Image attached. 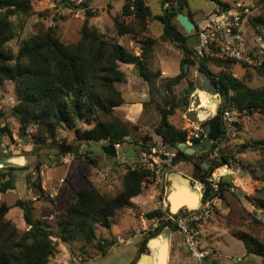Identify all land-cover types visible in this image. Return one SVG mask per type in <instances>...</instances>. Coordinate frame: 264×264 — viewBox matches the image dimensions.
Masks as SVG:
<instances>
[{
    "label": "trees",
    "instance_id": "obj_1",
    "mask_svg": "<svg viewBox=\"0 0 264 264\" xmlns=\"http://www.w3.org/2000/svg\"><path fill=\"white\" fill-rule=\"evenodd\" d=\"M215 1L219 8H230L228 3ZM66 8L85 10L84 21L80 29V38L71 43H64L58 37L53 27L43 24L37 26L36 33L25 39L15 52L9 42L17 34L18 27L14 19L25 20L34 12L32 0H0V86L5 81H12L16 85L18 102L14 106L15 117L20 124V137L31 136L34 144L39 147L50 145L56 138L58 129L74 131L79 142H85V152L74 145L59 152V156L74 153L77 157H85L98 166L96 159L91 157L95 152L90 146L126 144L127 138L132 136L135 129L133 123L122 119L116 113V108L125 103L122 91L118 87L125 82L126 73L122 64H134L139 76L149 85L150 100L156 98V91L160 86L171 91L180 84L189 74L185 64L197 67L199 71L207 73L217 84L218 92L223 99L222 107H232L239 112L253 114L260 112L264 115V87L252 88L245 80L235 77L230 72L221 71L213 74L203 62H198L194 49L187 43L188 34L180 28L176 16L183 9V2L178 6L170 5L162 14L154 15L145 0H127L120 15L112 16L116 35L111 36L102 32L96 25L90 23L95 14L90 11L86 0L76 4L74 0H58ZM134 5L136 13L131 11ZM23 19V20H22ZM252 21L254 27L264 26V13ZM160 21L163 32L160 39L171 44L182 55L181 71L175 77H166L160 80V73L151 68L152 56L155 51L156 39L143 37L141 40L140 55L119 42V37L143 35L148 31L150 21ZM23 26V22L20 24ZM236 61L226 63L230 68ZM257 74L264 77V67L255 68ZM160 85V86H159ZM147 103H144L146 106ZM183 106L182 100L172 105L159 108L160 121L154 128L155 135L161 136L171 146L187 140L186 130L180 129L169 121L176 109ZM82 121L89 128L82 129L78 122ZM208 121L203 125L207 126ZM34 125L33 134L28 129ZM221 125V124H220ZM33 127V126H32ZM221 128V127H220ZM222 134V130L217 140ZM3 133L0 129V143ZM150 142H152L150 140ZM198 140L196 141V143ZM137 146L146 148L149 141L137 139ZM216 144L213 148H216ZM179 150V149H178ZM210 150V152H212ZM196 156V157H195ZM200 155H187L185 161H190L201 174L198 177L205 183L206 177L215 168L222 164H230V156L224 152L214 160L209 168H204L198 162ZM203 158V157H202ZM40 162L35 170L40 172ZM5 169L14 170L12 166L4 165ZM0 171V192L6 193L16 188V177L12 173ZM151 172L143 169L129 171L122 179V189L114 195L100 191L95 186L75 189L74 201L58 211L59 232L55 235L50 220L45 216L56 214L51 210L46 214H36V203L47 198L49 194L39 181L35 184L27 177L30 189L39 196L36 200L19 198L14 205L6 202L0 204V264H49L50 259L58 252L60 240L73 252L72 244L80 239L84 244L96 243L100 253H106L113 242L103 243L96 238V225L111 228L117 216L132 207V199L140 195L143 185L151 181ZM231 183L224 181L221 184V198L223 202L226 186ZM33 186V187H32ZM206 188L204 198L209 197ZM53 202V201H52ZM255 207L264 211V177L262 185L255 189V196L250 198ZM54 203V202H53ZM17 207L23 212L26 225L24 231L6 218L10 209ZM158 209L147 213V217L158 215ZM248 254L261 257L264 261V243L258 239L247 240L242 238ZM146 241H142L139 251L146 248Z\"/></svg>",
    "mask_w": 264,
    "mask_h": 264
},
{
    "label": "rangeland",
    "instance_id": "obj_2",
    "mask_svg": "<svg viewBox=\"0 0 264 264\" xmlns=\"http://www.w3.org/2000/svg\"><path fill=\"white\" fill-rule=\"evenodd\" d=\"M86 1L88 4L98 7L99 11H102V7L105 6L108 0ZM226 1L232 4L249 2V0ZM32 2L34 5V12L32 15L25 18V20L22 19L23 21L14 19L18 29L14 39L9 42V46L12 50L16 52L23 40L36 33L37 26L40 24L46 27H53L60 40L64 43L75 42L80 38V29L85 17V14L84 16L82 15L83 12H81L79 17H76L74 12L77 10L70 9L69 11V8L61 5L58 0H32ZM111 2L116 6L119 3L114 0H111ZM189 2L193 8H200L203 6L204 2L207 3L208 1L189 0ZM256 2L262 3L261 9L250 17L249 27L247 28L245 26V32L248 33L250 40L253 39L251 28L254 26L252 21H255L254 18L264 13V0H256ZM153 8L156 12H161L158 2H153ZM90 11L94 14H98V11ZM22 22L23 26H20ZM91 22L97 24L98 20L93 17ZM160 25L159 22H154L152 24L153 36L157 37L159 35ZM179 26L183 29L180 24ZM260 27L264 28V26L254 28L257 29ZM103 31L106 32V29L104 28ZM126 44L127 43H125V45ZM165 44L171 46L169 43L165 42ZM127 47L135 51L132 47ZM173 51L177 52L176 50ZM211 70L220 72L217 68H211ZM187 71L189 73L187 77L183 79L180 84L172 88L171 91L164 90L162 86H160L159 89L161 91H159V89L157 90L154 100L149 101L150 96L148 92L146 98L140 97L141 100H144V118L138 123H133L135 129L130 137L131 143L127 142L124 144L119 153L125 156L134 154L135 152L132 145H137V139H144L146 142L149 141L150 143V140L155 134L154 128L160 121L157 120V117H160L159 108L172 105L180 99L182 100L183 106L176 109L173 115L170 116L174 125L187 131L192 128V125L199 124L201 128L208 130V126H204L203 122L208 121L215 112H218L222 106L223 99L220 94H213L202 87V79L196 66H188ZM229 71L235 77L245 80L246 84L252 88L264 87V77L259 76L255 68L242 63H236L231 66ZM125 82H123V84ZM118 87L122 88V83H120ZM161 92H164L163 96H161ZM123 93L125 97H128L127 92L123 91ZM207 93L210 94L211 97L207 102H204V95ZM17 102L18 97L15 83L12 81H5L0 86V129L3 133L0 143V161L21 158L23 160V165L13 164L11 166L15 169L11 171L0 165V171L3 170L2 172L12 173L16 177V188L14 190H9L6 193L0 192V204L6 202L8 205L13 206L15 201L19 198L24 200L30 199L32 194L30 192V186L27 183L28 176H30V181H34L35 184H38L40 181L42 185V179L48 182V180H51V178H49L50 172H54L53 177L55 181H53L54 179L52 178L51 184L55 183V187H57V183H59V177H64L66 181L63 183V186L59 188L54 198L48 196L47 198L41 199V202L36 203V214H46L54 209L57 211L56 214H53L51 219L47 218L51 221L53 231L55 235H57L59 232V227L57 225V216H59L58 211L60 208L67 207L68 203L74 197L75 189L95 186L102 192L114 195L123 187L121 181L124 177V173L122 169L116 168V166H119L118 160H107L103 154L97 152L91 155V157L97 160L98 166L91 163L85 157L75 156L74 153L58 157V155H60L59 152L68 148L66 146L68 144L80 148V152H85L88 147L85 142L81 143L76 140L74 131L72 130L58 129L56 138L49 143L50 145L45 147H39L34 144L30 135L20 137V124L14 112V106ZM144 103H147L146 106H144ZM207 110L211 113L210 116L202 118L201 121L195 118V115H199L200 111L207 113ZM116 113L122 119L129 121L121 110L116 108ZM244 115L245 117L242 119V123L237 126L231 137L223 141L222 147L218 152L212 150L209 155L196 160L202 162V164L205 163L204 168L207 169L212 164V160L221 156L223 152L225 155L230 156V164L225 165L231 173L224 179L228 183L230 182L231 185H227V190L223 192L225 200L218 209H215L211 217L208 218L200 228L202 231L203 243L213 247L216 251L215 255L212 257V262L215 264H264L261 257L247 253L245 243L242 239L251 240L255 238L264 243V211L255 207L254 204L250 202V198L255 196V189L262 185V178L264 177V115L260 112H255L253 114L245 113ZM78 125L82 129L90 127V125L82 121H79ZM32 126L28 129L30 134H33L36 127L34 125ZM94 144L95 143H92V145ZM96 144L100 145L102 141ZM194 155H200V151ZM39 162L41 163L40 172L35 170V166ZM187 165H192L193 174H196V168L190 161H184L174 166L172 170L183 168ZM96 167L102 169L113 168L116 173L115 180H118V183L112 186H110L111 184L103 185L98 183L95 178ZM198 171L200 170L198 169ZM170 173L171 172H169V174ZM176 177L181 178L182 176L176 171H173L171 177L173 185L176 181ZM190 177V185L194 188L196 186V180L192 178V176ZM150 184H152V181H149L147 186ZM46 185L48 187V183ZM168 186L170 191L171 181L168 182ZM49 187L53 190L55 189L54 186ZM231 187L234 188L233 191L229 190ZM34 189L33 187V192ZM192 191L195 193L196 189ZM156 203H158V194H156ZM153 206H155L153 201L146 205L148 208ZM19 212L20 209L14 207V210L8 213L6 218L11 220L22 232L25 230L26 225H24V220L20 217ZM134 213H138L136 208H134ZM131 226L134 228L133 230L139 229L137 218L128 211V213L121 215L109 229L96 225V238L97 240H105L107 238L102 237V234L105 235L109 233H113L115 237L118 235L124 238L129 237L131 235L126 234L125 231L131 229ZM165 231L167 230L159 232L150 240L142 239L141 236H138L133 239L132 244L115 245L110 252L106 254H101L98 250L95 253L93 250L94 246L91 244H84V241L80 239L73 242V252H71L68 246L59 240L58 252L50 259L49 264H132L135 261L134 264H139L141 257H143L142 255L147 256L151 254L152 246H156L154 245L155 240L157 241ZM167 235L169 238L168 231ZM171 236L177 250V256L171 259V264H197V261L190 255L186 248L182 233L171 229ZM142 240L146 241L147 245L144 251L140 253L139 248ZM168 248L166 264L168 263ZM172 253L175 254L174 251ZM149 258L150 256L146 258V261Z\"/></svg>",
    "mask_w": 264,
    "mask_h": 264
},
{
    "label": "built area",
    "instance_id": "obj_3",
    "mask_svg": "<svg viewBox=\"0 0 264 264\" xmlns=\"http://www.w3.org/2000/svg\"><path fill=\"white\" fill-rule=\"evenodd\" d=\"M74 1L79 4L82 0ZM178 2L179 0H166L165 8L170 5L178 6ZM261 4V2H255L252 4H236L227 9L219 8L207 18V22L203 26H197L195 33L197 45L193 47L197 61L203 62L213 74H219L221 71L228 72L231 67L227 68L226 63L231 61L252 68L264 67V28L255 29L251 25L252 40L245 32V26L250 23V17L261 9ZM130 9L134 14L136 13L134 5ZM90 10L93 11L92 8ZM83 11L85 10H77L74 14L79 17ZM211 68H217L220 72H214ZM215 114H218L221 118L220 132L222 130L221 136L214 143L217 147L213 150L218 152L223 141L231 137L237 126L242 123L245 113L232 107H222ZM187 132L188 137L185 143L188 146H193L197 140L201 142L207 137V129L204 130L199 124L192 125V128L188 129ZM127 141L131 143L130 138H127ZM114 147L116 149L114 159L119 162V166H116V168L122 169L124 175L129 171L140 168L150 171L152 174L151 181L157 190V209L160 213L152 217L139 216L143 239L150 240L164 230H177L184 236L186 248L197 261V264H215L212 262V257L216 251L213 247L203 243L200 228L211 217L215 209L223 204V199L220 196L221 184L225 181L224 178L231 173L228 167L225 164L215 167L206 177L205 183L195 181L196 185L203 188L200 194V204L197 207H186L171 211L168 186L169 170L174 167L172 166V160L178 153V148L171 146L158 135L146 148L139 146L140 149L134 156H125L119 153L122 149L120 143L115 144ZM218 159H220L219 156ZM95 178L98 183L111 184L116 178V173L113 168H98ZM64 182V178L60 179L57 189L61 188ZM204 186L209 189V197L206 199L204 198V195H206ZM229 190L233 191L234 188L231 187ZM55 195V193H49L50 198H54ZM133 238V235L126 238L117 236L107 238L102 242L131 244Z\"/></svg>",
    "mask_w": 264,
    "mask_h": 264
},
{
    "label": "crops",
    "instance_id": "obj_4",
    "mask_svg": "<svg viewBox=\"0 0 264 264\" xmlns=\"http://www.w3.org/2000/svg\"><path fill=\"white\" fill-rule=\"evenodd\" d=\"M114 1H118L119 2L117 6L114 5L111 2V0L110 1L108 0L106 2L105 6L102 7V11H99V8L98 7H96L94 5L88 4V7L89 8H92L93 11H98V14L96 13L93 16L94 18H97L98 23L95 24V23H92L91 22V19L93 17L90 18V23L96 25L102 32H104V33H106L108 35H111V36L116 35L115 27L113 25L112 16H116V15H120L121 14L122 7L126 3L127 0H114ZM165 1L166 0H145L146 5L151 8V11H152V13L154 15H160V14H162V12L165 9ZM207 1H208L207 3L204 2V4H203L202 7H200V8H193L191 6L189 0H182V2H183V9H182L181 13H184V14L189 15V17L195 22V24L197 26H203L207 22V18L212 13H214L217 10H219V6H218V4L215 1H213V0H207ZM220 1H222L224 3H228L230 6L236 5V4L230 3L229 1H226V0H220ZM153 2H158L159 3L160 8H161V12H156L154 10V8H153ZM255 2H256V0H249V2L237 3V4H249V3L252 4V3H255ZM69 11H70V9H69ZM78 11H80V10H78ZM82 15L84 16V14H82ZM154 22H159L161 24L160 25L161 28L159 30L160 33H159V35L157 37H155V36L152 35V24ZM246 27L248 28L249 25H246ZM104 28L106 29V32L103 31ZM110 32H112V33H110ZM162 32H163V24L160 21L153 20V21H150L149 22L148 31L146 33H144L143 35H138V36L126 35V36L119 37V42L121 44H123V45H125V43H127L128 45L126 44L125 46L132 47L135 50L134 52H135L136 55H140V52H141V49H140V41H141V39L143 37H152V38L156 39L155 51H154L153 56H152V62H153L152 64L153 65L151 64V68H152L153 71H157V72L160 73V78L158 79L157 84H160V80H162V79H164L166 77L172 78V77L177 76L180 73V71H181V59H182V55L172 45L169 46L168 44H165V42H163L160 39V36H161ZM173 50H176L177 52H174ZM121 68L126 73V82L124 84L122 83V86H123L122 88L123 89L120 88V90L122 91V94H123L125 103L123 105H121L120 107H118L117 109L121 110L122 113H124V116L130 122H132V123L135 124V123H138L141 119L144 118V112H145L144 111V107H143V101L144 100H141L140 97L146 98L148 96V94L150 93L149 92V85H148V83L146 81H144L139 76L138 70H137V68L135 67L134 64H122L121 65ZM228 72H230V71H228ZM123 91L124 92H127L128 97H125L124 96ZM159 91H161V90L159 89ZM147 92H148V94H147ZM159 118L160 117L158 116L157 117V120H160ZM195 118L198 121H201L202 120V118L198 114L195 115ZM155 119H156V116H155ZM169 121L174 125L173 121L171 120V117L169 118ZM154 139H155V134H154V137H152L151 141L154 140ZM132 146H133V150H134L135 153L134 154H131L129 156L136 155L138 153L139 149H140L139 146H137V145L136 146L132 145ZM98 168L99 167H96V170ZM172 169L173 168H171L169 170V172H171L169 174V181H171L169 198H170V196H171V194L173 192V188H174V185L172 184V178H171L173 171H176L178 174H180L182 176L181 178L187 179V181L189 182V185L191 184L190 183L191 182L190 181L191 180V177L190 176H192V178H194L195 180L199 181V179L197 177V174H193V166L192 165H189V166L187 165V166H185L183 168H176V169L174 168L175 170H172ZM50 173L51 174H50V177L49 178H51V180H48V182H46L44 179H42V188L45 189V191H46L47 194L50 193V192L57 194V192L59 191V189H56V188H58V185H57V187H55L56 186L55 183L54 184H51V182H52L53 179H54L53 181H55V178L53 177V173L54 172H50ZM62 178H64V177H61L60 176L59 179H58V182ZM176 178H179V177H176ZM122 182L123 181H121V185H122ZM47 183H48V187L46 185ZM116 183H118V180H114V182L111 183L110 186L115 185ZM57 184H59V183H57ZM103 185H106V184H103ZM49 186H54L55 189L53 190ZM190 189L193 190V189H195V187L193 188L190 185ZM30 192L32 194L31 197H30L31 199L36 200L37 198H39V196L37 194H35L32 190H30ZM156 194H157V190L155 189V187L152 184H150L148 186L147 185H143V191H142V193L132 199L133 205H132L131 208H129L127 210L129 211V213L131 215H134V217L137 218V221H138V224H139V229L138 230H133L134 228L131 226V229L125 231L126 234L133 235L134 238H136L138 236H141L142 239H143V236L141 235L142 234L141 233V227L142 226H141V223H140V220H139V216L140 215L147 216L146 215L147 213H149L150 211H153V210L157 209ZM73 201H74V197L68 203V205L70 203H72ZM151 201H153L155 203V206H153L151 208L146 207V205L148 203H150ZM199 204H200V198H198L197 206ZM169 206H170V210L173 211L171 209L170 199H169ZM134 208H136V210H137L138 213H134ZM182 208H186V206H182L179 209H182ZM12 210H14V207H12L10 209L9 213ZM127 210H125L123 213H121L119 216H117V219L120 218L121 215L128 213ZM19 215L23 219V212H22L21 209H20ZM45 218H50L51 219L52 218V215L45 216ZM25 229H26V226H25ZM167 231L169 232V238H168V241H169V245H168L169 246V248H168L169 249V252L168 253H169V255H168V263L167 264H171V259H173V257H176L177 256V254H176L177 253V250H176L175 245H174V242L172 240L171 231H169V230H167ZM128 235H126V236H128ZM102 237H105V238H113V237H115V235L113 233H109V234H105V235L102 234ZM132 243H133V241H132ZM91 245L94 246L93 247V250L96 253L97 252V247L95 246V243H94V245H93V243ZM115 245H119V244H117V243L114 244L113 243V245L108 248V251L106 253L110 252V250ZM151 246H150V248H151ZM155 250H156V248L154 246H152V251H151V254L150 255L153 256V254L155 253ZM173 251H174L175 254L172 253ZM106 253H104V254H106ZM101 254H103V253H101ZM155 255H157V254H155ZM142 256H144V255H142ZM134 263H132V264H134Z\"/></svg>",
    "mask_w": 264,
    "mask_h": 264
},
{
    "label": "water",
    "instance_id": "obj_5",
    "mask_svg": "<svg viewBox=\"0 0 264 264\" xmlns=\"http://www.w3.org/2000/svg\"><path fill=\"white\" fill-rule=\"evenodd\" d=\"M176 20L183 27L184 31L189 34L187 38L188 45L192 48L195 47L197 45L195 36L197 25L195 24V22L189 17V15L181 12L177 14ZM184 68L185 70H187L188 64H185ZM199 75L202 79V87L205 90L213 94H219L216 82L207 73H205L204 71H199ZM163 95L164 92H161V96ZM199 116L201 118H207L210 115L208 112L206 113L200 111ZM220 120L221 118L218 114H214L208 120L207 137L205 140L195 143L193 146H188L185 142L180 143L178 145V153L172 160V166H177L178 164L183 163L185 161V156L194 155L198 151L202 153V157H205V153L213 148V145L220 134ZM89 150L97 152L99 154H103L107 160H113L116 157V149L113 145H93L89 147ZM5 160L6 162H8V164L6 163L8 166L17 164L14 160ZM203 166H205V163H203ZM169 199L171 209L173 211H176L182 206L195 208L197 206L198 195L190 189V185L187 179L178 178L174 183L173 192Z\"/></svg>",
    "mask_w": 264,
    "mask_h": 264
},
{
    "label": "bare ground",
    "instance_id": "obj_6",
    "mask_svg": "<svg viewBox=\"0 0 264 264\" xmlns=\"http://www.w3.org/2000/svg\"><path fill=\"white\" fill-rule=\"evenodd\" d=\"M210 94H206L204 95V102H207V100L210 98ZM207 112L209 113V115H211V113L207 110ZM15 161L18 165H23V160L21 158H16V159H11L9 161ZM20 162V163H19ZM8 162H6V160H1L0 161V165L3 166V165H7ZM178 178H175V180H177ZM195 193H197L198 195V198H200V194L203 190V188L199 185H196L195 186ZM168 244H169V241H168V235H167V231L163 232V234L160 236V238L155 242H154V245L156 250H155V253L154 255H150V258L146 261V258L149 256H143L141 257L140 261H139V264H166V257H167V248H168ZM154 252V251H153ZM157 254V255H155Z\"/></svg>",
    "mask_w": 264,
    "mask_h": 264
},
{
    "label": "flooded vegetation",
    "instance_id": "obj_7",
    "mask_svg": "<svg viewBox=\"0 0 264 264\" xmlns=\"http://www.w3.org/2000/svg\"><path fill=\"white\" fill-rule=\"evenodd\" d=\"M210 150H212V149H210ZM210 150L209 151H207L206 153H205V155H209V153H210ZM200 156H202V153L200 152ZM202 158V157H201ZM196 174H197V176H199L200 174H201V172L200 171H198V169H196Z\"/></svg>",
    "mask_w": 264,
    "mask_h": 264
}]
</instances>
